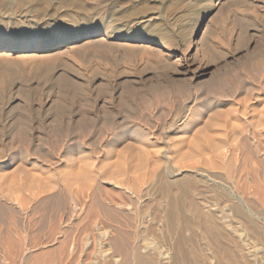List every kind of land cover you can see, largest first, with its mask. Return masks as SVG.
Returning <instances> with one entry per match:
<instances>
[{
  "label": "rangeland",
  "instance_id": "rangeland-1",
  "mask_svg": "<svg viewBox=\"0 0 264 264\" xmlns=\"http://www.w3.org/2000/svg\"><path fill=\"white\" fill-rule=\"evenodd\" d=\"M221 109L211 138L264 114V0H0V156L18 153L19 132L69 129L72 142L86 121L99 142L111 121L115 148L140 141L167 159ZM250 134L264 154V126ZM230 146L240 166L238 140Z\"/></svg>",
  "mask_w": 264,
  "mask_h": 264
},
{
  "label": "bare ground",
  "instance_id": "bare-ground-1",
  "mask_svg": "<svg viewBox=\"0 0 264 264\" xmlns=\"http://www.w3.org/2000/svg\"><path fill=\"white\" fill-rule=\"evenodd\" d=\"M222 110L185 146L170 145L167 159L147 155L140 141L115 148L105 135L111 121L99 142L86 139V121L72 142L69 129L42 140L25 125L18 153L0 156V264H264V154L248 135L263 128L264 114L211 138L208 130L226 125ZM196 111L173 122L175 133Z\"/></svg>",
  "mask_w": 264,
  "mask_h": 264
}]
</instances>
